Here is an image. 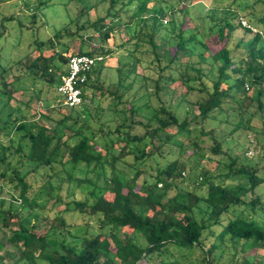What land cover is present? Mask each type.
Listing matches in <instances>:
<instances>
[{
	"label": "trees",
	"instance_id": "16d2710c",
	"mask_svg": "<svg viewBox=\"0 0 264 264\" xmlns=\"http://www.w3.org/2000/svg\"><path fill=\"white\" fill-rule=\"evenodd\" d=\"M6 1L0 0V4ZM67 1L79 5L73 18L52 39L32 41L29 49L35 57L25 53L22 58L10 59L0 52V194L4 191L8 196L0 197V251L5 249L0 264L7 260L10 264H193L188 256L194 250L200 255L198 264H264L247 258L248 253L254 257L255 250L264 248V221L258 223L230 212L241 206L264 214V200L255 194L264 183V164L258 166L259 159L247 161L243 154L230 157L222 151L227 139L217 137L212 129L197 131V137H209L208 147L192 140L188 142V159L179 161L178 155L182 142L190 140V127L198 124L195 119H212L210 113L214 110L231 111L237 119L231 123L225 120L232 126L229 137L240 128H249L239 126L238 121L244 102L255 108L244 122L248 124L259 114L264 126L261 34L223 18L209 21L207 31L213 39L196 36L198 28L187 29L184 35L182 20L176 30L169 25L168 36L162 38L167 46L172 45L171 55L166 50L159 54L152 39L162 28L164 10L155 8L161 0H66L64 6ZM33 2L34 9L40 11L52 0ZM103 3L104 15L90 20L88 12ZM30 16L32 23L36 15ZM11 20H0V37L7 28L3 24ZM262 21L264 16L257 19ZM148 23L147 43L158 73L153 79L155 96L160 91L167 93L171 84L179 82L185 88L179 101L195 106L196 115L180 118L165 105L151 107L143 94L145 100L139 104V99L123 100L118 90L130 88L131 83L124 82L134 73L130 53V61L120 62L115 68L116 82L107 91L109 101L105 106H101L104 100L95 103L92 99L88 105L84 102V91L91 77L100 73L102 62L91 69L81 85L79 107L67 108L60 101L53 102L58 97L51 98L49 88L54 90L64 70L46 55V50L53 54L59 37L78 39L72 55L104 57L111 51L101 43L93 47L95 36L104 42L124 28L129 33L127 42L135 49L141 27ZM132 24L138 29L131 31ZM16 30L23 29L18 25L14 34ZM237 32L241 37L233 49H242L239 56L230 48ZM124 42L120 46L129 51ZM196 49L202 50L196 55V63L182 62L185 57L190 59ZM56 58L65 65L68 57L57 54ZM206 58L210 63L203 67ZM212 66L214 79L209 78ZM11 68L14 73L7 75ZM28 78L40 84L32 89L43 110L36 114L35 126L28 123L24 111L10 103L14 93L27 90L23 81ZM245 89L250 92L248 96ZM194 92L198 98L186 100ZM49 121L51 128L45 125ZM216 155H221V161H216L212 170L201 165ZM213 179L219 180L215 183ZM36 180L41 181L39 188L32 187ZM183 181L190 189L180 186ZM79 187L87 191V196L77 200L74 192ZM54 190L58 191L54 201L64 204V212L72 204L74 211L89 214L98 223L99 233L83 239L66 232V237L72 238L69 242L64 241L65 237L59 242L53 239L51 235L58 227L32 211L43 210ZM13 203L25 210L20 217L12 210ZM16 216L18 221L11 223ZM54 219L59 227L66 225L62 216ZM118 230L122 231L121 237L117 236ZM228 248L231 256L224 257Z\"/></svg>",
	"mask_w": 264,
	"mask_h": 264
},
{
	"label": "rangeland",
	"instance_id": "374dc122",
	"mask_svg": "<svg viewBox=\"0 0 264 264\" xmlns=\"http://www.w3.org/2000/svg\"><path fill=\"white\" fill-rule=\"evenodd\" d=\"M33 1L34 0H7L6 2L0 4V20L5 17L12 19L10 24H3V26L5 25L7 28L6 31H3L2 36L0 37V52L2 55H5L6 58H22L25 53V55L35 57L36 53L29 49V45L32 41H45L48 38L52 39L56 31L65 25L69 19L73 18L75 11L79 7L77 2L67 1L64 6L63 4L66 0H52V3L45 9L36 11L34 9L35 3ZM103 7H105V3L98 4L95 9L90 10L87 14L89 19L94 20L96 17L103 16ZM158 7H162L164 10V14L161 18L162 28L160 30V34L154 36L152 40L154 41V44L157 45V52L159 54H161L163 50H166L167 54L171 55L174 50L172 45L167 46L165 43L166 40L162 38L168 36L167 32L170 28L169 25H173L176 30L179 27V23H182V20L184 23L182 24L181 29L184 30V35L188 34L187 29L198 28L196 36L213 39V36H210V33L207 31L209 21H213V19L226 18L235 25L241 19L247 23H255L257 26L254 28L260 31L261 37L264 40V21L257 22L258 18L264 16V0H161L160 4L156 5L155 8L157 9ZM31 14L36 15L32 23ZM18 25H20V28L23 30H16L17 32L15 35L13 31L18 27ZM148 25L149 23L147 24V27H141L140 34L138 36L137 48L135 49L133 45H130L127 42L129 33L128 31H125L124 28L118 29L117 32L109 36L107 40H104V42L102 39H98V37L95 36L96 38L93 39L92 46L96 47L98 43H101L109 51H111V54L104 56L101 63L102 68L100 69L98 76L95 75L91 77L90 83L84 91V102L87 104L90 103L92 99L95 103L97 101L104 100V102H102L103 104H101L102 107L108 103L109 100L107 98V91L111 90L116 82L115 68L119 66L120 62H129L130 59L127 54L130 53L133 56L134 73L127 79V81L124 82V85L131 83L130 88L127 90L120 88L118 90V93L123 95L122 99L126 101L139 99L136 101V103L139 104L145 100L142 98L143 94V96L147 97V104L151 107H157L159 104H162L173 110L180 118H183L185 115L190 118L191 115L197 114L196 107H188L185 102L182 103L179 101L185 90L179 82L171 84L167 93L160 91L157 96L154 94L155 89L153 79L158 78V73L156 70V62L151 61L152 54L150 52V45L147 43V34L150 32ZM164 27L167 31H163ZM137 29L136 25H131V31H135ZM71 30L73 31L74 29ZM239 32L235 33L232 38L230 43L231 50L234 48L235 42L241 37ZM17 42H19L18 45ZM123 42L126 43L124 47L129 51L123 50L120 46ZM77 45L78 39H69L64 35L59 37L58 41L55 42L53 54L51 50H46V55L52 56L54 63L59 65L61 70H64L65 65L61 64V61L56 58V55L62 54V56L66 59L68 56L76 53ZM89 49H91V47H89ZM200 51L202 50H194V55L190 59H187L186 57L183 58L182 62L187 60L191 63H196L198 60L196 55ZM232 52L235 56H239L242 53V49H233ZM203 55L207 56V52L203 51ZM206 61V64H202L201 66L208 67L210 59L206 58ZM14 70V68H11L8 72L9 74L7 75H10L11 73L13 74ZM19 70L20 74H23V69ZM214 70L215 67L212 66L209 74L210 79H214ZM188 73L191 76L193 75V72L190 69H188ZM6 80L10 81V77L7 76ZM31 82L32 81L29 78L24 79L23 85L26 88L28 87L27 90L23 93L20 91L14 93L12 96L13 99L10 103L12 106L18 107L21 111H24L27 115L26 117L28 123H33L35 126L37 120L36 114L41 113L43 110L40 106V102H38L32 94V89H38L40 84L35 81H33V83ZM32 84L34 87H32ZM192 84L193 86H196V83ZM49 89V95L51 98L55 97L53 87ZM249 94L250 92L247 90L246 96ZM197 98L198 95L195 92L189 93L186 96V100L191 102ZM56 101L59 102L58 99L53 102L55 103ZM241 108L243 114L238 118L239 126L243 127L247 125V128L248 126L249 128L244 130L240 128L230 137L228 135L232 126L225 124V120L230 123L237 120L233 118L231 111L214 110L210 113L212 119H208L203 122L199 121V119H195L194 122H197L198 124L190 127V140L182 142L181 150L178 154L180 156L179 161L187 160L191 153V147L188 142L194 140L203 148L209 146L210 141L208 136L201 138L197 137V131L201 128L205 132L212 129L217 137L221 136L224 139L226 138L227 140L222 146V151L230 155V157L235 155L240 156L243 154V157L247 161H258L259 159L260 162L258 163V166L264 164V126L261 125L259 114L249 119L250 121L248 124L247 122H244L248 119L250 112L254 111V105L247 106V103L244 102L241 105ZM103 116L104 117H101V119L105 121L106 115ZM45 125L49 128L52 127L50 121L45 123ZM211 159L212 161L202 162L201 165L208 170H212L215 167V162L221 161V155L212 156ZM185 177H187L186 172ZM218 180L219 179H213V182L216 183ZM32 185L33 188H39L41 181H33ZM180 186L184 189H190V185L187 181H183ZM201 191L203 192L204 188H202ZM3 192L0 194V197L8 199V196H6ZM74 193L77 195V200L87 196V191L82 187L77 188ZM54 194H58V191H53L52 198L47 200L44 204L43 210L36 208L32 211L40 218H46L53 226L58 227L55 234L51 235L53 239H56V241L59 242L65 237L64 241L69 242L72 238L66 237V232L73 237L83 239H88L94 234L99 233L100 229L98 227V223L93 221L92 216L86 213L81 214L74 211L72 204H69V210L64 212V204L61 202H55ZM255 194L258 195L261 200H264V183L258 187ZM248 197L249 195H247V200L249 199ZM11 208L13 211L18 213V217L24 214L25 210H22L20 205H17V203H13ZM230 212L235 214L240 213L241 216L244 215L247 219L254 220L258 223L264 221V214L261 212H251L241 206L233 208ZM58 216L63 217L67 226L65 225L59 227L57 225L54 218ZM18 217L16 216L14 219H11V223L18 221ZM30 219L32 220V218ZM117 236H122L121 230H118ZM205 245H207V242ZM229 256H231L230 248H228L227 253L224 254V257ZM188 258L193 262V264H198L200 255L198 251L194 250ZM247 258L249 260L264 261V248L255 250L254 257H252V254L248 253ZM10 261L11 260H7V264H9Z\"/></svg>",
	"mask_w": 264,
	"mask_h": 264
},
{
	"label": "built area",
	"instance_id": "2783aa9c",
	"mask_svg": "<svg viewBox=\"0 0 264 264\" xmlns=\"http://www.w3.org/2000/svg\"><path fill=\"white\" fill-rule=\"evenodd\" d=\"M241 28L249 29L251 33L261 34L260 31L240 19ZM100 55H71L68 56L63 74L58 76V83L54 86V93L59 101L67 108L79 107L82 103L81 85L86 82L87 74L103 61Z\"/></svg>",
	"mask_w": 264,
	"mask_h": 264
},
{
	"label": "crops",
	"instance_id": "0c3cea01",
	"mask_svg": "<svg viewBox=\"0 0 264 264\" xmlns=\"http://www.w3.org/2000/svg\"><path fill=\"white\" fill-rule=\"evenodd\" d=\"M5 254V249H3V250H1L0 251V255H4ZM5 264H7V261L6 262H4ZM11 262H9V264H10Z\"/></svg>",
	"mask_w": 264,
	"mask_h": 264
}]
</instances>
